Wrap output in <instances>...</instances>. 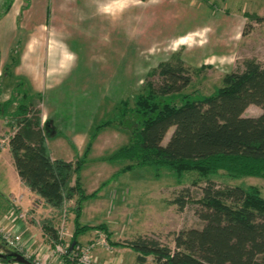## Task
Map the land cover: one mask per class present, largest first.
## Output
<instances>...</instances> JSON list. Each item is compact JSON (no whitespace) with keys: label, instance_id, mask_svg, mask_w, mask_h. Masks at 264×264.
Returning a JSON list of instances; mask_svg holds the SVG:
<instances>
[{"label":"rangeland","instance_id":"rangeland-1","mask_svg":"<svg viewBox=\"0 0 264 264\" xmlns=\"http://www.w3.org/2000/svg\"><path fill=\"white\" fill-rule=\"evenodd\" d=\"M246 58L264 63V0H0V102L22 82L43 121L48 120L44 133L52 155L74 161L90 143L80 173L84 190L90 194L109 180L82 203L81 225L107 229V234L91 230L78 237L80 245L93 246L87 254L91 264H136L133 252L110 242L149 236L172 246L174 233L201 228L194 202L205 179L218 186H254L264 197L259 178L233 179L219 171L208 177L186 172L179 180L167 170L156 177L151 168L111 178L127 163L108 160L128 143L134 124L130 118L119 124L120 102L132 108L159 63L181 60L192 76L183 94L204 97ZM261 113L259 106L250 105L242 116ZM110 119L111 125L94 131ZM10 134L0 118V141ZM183 190L187 204L179 211L171 202ZM8 193L0 189V213L12 207L25 211L23 230H13L24 254L38 264H61L58 243H51L42 224L54 218L58 241L67 246L73 214L56 216L33 198ZM13 198L30 205H15ZM0 253L15 252L0 238Z\"/></svg>","mask_w":264,"mask_h":264},{"label":"trees","instance_id":"trees-1","mask_svg":"<svg viewBox=\"0 0 264 264\" xmlns=\"http://www.w3.org/2000/svg\"><path fill=\"white\" fill-rule=\"evenodd\" d=\"M149 78L132 108L126 101L120 102L119 124L128 118L134 124L128 143L108 158L127 163L111 178L151 168L156 177L167 170L179 180L186 172L208 177L219 171L233 179L264 180V63L244 59L235 71L223 76L213 94L204 97L183 94L192 76L181 60L159 63ZM21 83L0 102V118L11 128L8 149L19 179L43 206L56 216L73 214L72 237L61 257V264H72L71 253L79 236L91 230L107 234L104 225H81L80 218L82 203L95 197L109 180L90 194L84 190L80 173L90 143L74 161L52 157L44 133L48 120L43 121L34 97ZM250 105L259 106L262 113L242 116ZM112 123L107 120L94 131ZM171 128L170 137L162 144ZM184 191L171 202L179 211L187 204ZM201 192L194 203L202 227L174 233L172 246L149 236L111 245L133 252L136 264H146L148 259L152 264H264V197L259 190L254 186H218L205 179ZM52 219L43 222L42 230L54 245L58 235ZM0 262L10 264L3 258Z\"/></svg>","mask_w":264,"mask_h":264},{"label":"crops","instance_id":"crops-1","mask_svg":"<svg viewBox=\"0 0 264 264\" xmlns=\"http://www.w3.org/2000/svg\"><path fill=\"white\" fill-rule=\"evenodd\" d=\"M52 157L57 158V157H54V155H52ZM67 161H71V160H67ZM0 189L9 192L8 196L13 195V194H19L25 198L35 199V202L42 203L41 200L35 194H33L19 179L15 171L13 160L11 158L8 146L7 148L5 147L0 153ZM0 201L2 200L0 199ZM15 205H19L21 207H27L30 204H28V202L25 200L22 201L19 199L18 203H16ZM0 207H2L1 202H0ZM35 208H38L36 203H35ZM24 214H25V211H21V213L19 211V213H17V211L13 209L12 207L11 210L7 212V214L0 213V225L6 228L10 227L12 230L19 231L22 229L21 228L22 221L25 220L24 218H21V215H24ZM16 222H18V224L15 225ZM28 230L26 228L25 235L29 238L32 235V233L29 232ZM78 241L80 242L79 239Z\"/></svg>","mask_w":264,"mask_h":264},{"label":"built area","instance_id":"built-area-1","mask_svg":"<svg viewBox=\"0 0 264 264\" xmlns=\"http://www.w3.org/2000/svg\"><path fill=\"white\" fill-rule=\"evenodd\" d=\"M8 146V139L6 140H1L0 141V153L1 151ZM19 198H13L12 202L14 204L18 203ZM21 218H24V215H21ZM0 238L2 240V242H4V244H6L7 246L13 248L15 251H17L18 253H20L24 258H26L27 260L30 259L29 257H27L24 254V250H23V246H22V242H21V238L19 235L15 234L13 232V230H11L10 228H6V227H2L0 228ZM59 240V238H58ZM58 245H56V252L59 253L60 255H64L65 253V246L63 243H59V241L57 242ZM92 245L91 246H82L80 244H76L74 246V249L72 250L71 253V258L73 260V264H91V262H89L88 260V252L90 251V249H92ZM34 264H38L37 260L32 261ZM32 263V264H33Z\"/></svg>","mask_w":264,"mask_h":264},{"label":"water","instance_id":"water-1","mask_svg":"<svg viewBox=\"0 0 264 264\" xmlns=\"http://www.w3.org/2000/svg\"><path fill=\"white\" fill-rule=\"evenodd\" d=\"M11 256L14 258V260L16 262H18L19 264H32L29 260H27L26 258H24L22 255L17 254V253H13L11 254ZM0 257H2V255L0 254Z\"/></svg>","mask_w":264,"mask_h":264},{"label":"flooded vegetation","instance_id":"flooded-vegetation-1","mask_svg":"<svg viewBox=\"0 0 264 264\" xmlns=\"http://www.w3.org/2000/svg\"><path fill=\"white\" fill-rule=\"evenodd\" d=\"M14 252L15 253H17V254H20V253H18L17 251H15L14 250ZM1 255H2V257H0V258H3L4 260H6L7 262H9L10 264L11 263H13L15 260H14V258L11 256V254H2V253H0ZM21 255V254H20ZM9 256V257H8ZM16 262V261H15ZM18 263V262H17ZM19 264V263H18Z\"/></svg>","mask_w":264,"mask_h":264}]
</instances>
